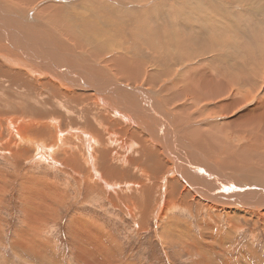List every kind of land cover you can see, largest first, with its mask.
Masks as SVG:
<instances>
[{"label": "rangeland", "instance_id": "1", "mask_svg": "<svg viewBox=\"0 0 264 264\" xmlns=\"http://www.w3.org/2000/svg\"><path fill=\"white\" fill-rule=\"evenodd\" d=\"M2 1H4L6 3L8 2V4H10V5L12 3V2H9L7 0H2ZM61 1L62 0H38L34 5L26 4V6L28 8L26 7L23 9V10H25L24 12L32 13L35 18L40 20L41 25L39 26V28L37 27V29H40L42 31L41 34L42 33L43 34L41 35V37H43V41L46 40L44 42V45L47 49L48 48L50 49V51L48 49V52H50L51 55L48 52H46L47 50L44 47H43L44 48L43 52L38 51V50L32 51L34 53V55L37 57H34L33 54L29 53L28 51L23 54V52H21L22 48L16 44L12 43V42L16 43L15 41H13V39H10L9 43L4 41L5 37L2 35V33L0 31V41H3V42H0V44H2L1 47H4L3 48L4 52H6L8 54H12L15 57H18L21 59L22 65L20 64V66H18V67L21 68L22 70H24L25 74L27 76H29V78L33 79L34 81H37L40 78V76L44 77L47 74V71H46V74H44L43 71L41 70L40 60L45 58V57H43V55L46 56V58L49 55L48 59H52L55 64L58 63L59 55L55 53V51H56L57 53H61L62 55L64 54L63 56L70 58L69 60L64 59L67 67H64L63 69H66V68L69 69L70 66L71 67H77L78 63H80V66L82 67V69L87 68L88 72L93 71L94 73H96V77H97L98 81L102 80V78L105 79L103 81H107L108 78H115V77L117 80L119 79V81H123V80H121L123 78V76L127 77V74H131V73L133 74L136 71V73H135L136 75L139 72V74L137 76H138L140 81L142 80L143 82H147L148 79L150 77H152V82L159 81V85H160L161 89H165L166 87H170L173 84V83H169V84H167L168 86L167 85L164 86V82L162 81V79H158V77H155V79H154V73L153 72H156V69H152V66L154 65V63H152V62L155 61L154 56L160 57L161 54H159L158 52H155V50H153L150 46H148L144 43L142 44V42L140 41L141 39H139L136 35H134V32L132 31V30H135V27L133 26V25H135L134 20H132L133 21L132 23L130 20H128V18H126V20H124V24L126 23L125 27H127V30L124 31L123 34H122V32L120 33V32L111 30V31H109L110 33L108 31H103L100 33L96 32L97 34L90 33L91 34L90 35L88 33L87 34L79 33L78 31H76L72 28H69L68 31L66 29V31H67L66 32L65 29H63V25L61 23H58L56 20L51 21L50 17L52 14L49 15L51 12L52 13L56 12L55 7H53L54 5H57L59 7L60 6L64 7L63 6L64 4ZM124 1L125 0H123V3H122L123 5L120 3V0H112V1H110L109 4L114 8L115 7L116 8L119 7L121 9L123 8V10H125L126 8H130V7L132 9L134 8V6H130V4H128L129 6L125 5ZM143 1L138 2L141 4V6H142L141 8L143 10H146L147 8L149 9L150 7H154L157 5H162V3H163V5L167 3L166 5H170V6H171V4L176 5V3H177V0H143ZM183 1L178 0V2L180 3V6H181L180 8L183 10L188 9V6L186 5V2H188V0H183ZM73 2H75V0H72V3ZM108 2H109V0H108ZM194 2L198 3L196 5H200L199 2H204V3L208 4V7H207L209 9L208 12L213 13V15H215L214 13L216 10H219V12L221 14L217 13V15H215V19L213 18L210 20H214V22H216V23L219 22L222 25L224 24V26L226 25L229 32L232 33V36L233 35L236 36V33H235L236 29L234 28V24H233L236 21L240 20L241 21V22L239 21L240 23H242L243 21H244L243 23H245L247 21L248 17H250V16L254 17V15L256 14L255 12H257V14H263L264 15V10H263L264 9L263 8L264 0H259V1H257V0H247V1L242 0L240 3L234 2L233 0H203V1L191 0L190 1L191 4ZM52 4H54V5H52ZM46 5H51L52 7L49 8V11L43 12L42 9L45 8ZM250 5H252V6H250ZM11 6L18 9L15 12L16 15L21 14L22 10L20 11V9L17 6H15L13 4ZM139 6L140 5L135 6L136 9ZM183 6H185L186 8H182ZM217 6H218V8H216ZM40 8H41V10H40ZM66 8H68V6ZM214 8H216V9H214ZM26 9H29V10L27 11ZM254 9L256 11H254ZM79 10H81L80 7H74L72 9H70V11L73 12V15H75L76 17L78 16L77 17L78 19L85 18V16H87V14L84 15V13L82 11L80 12ZM24 12L22 11L23 14H25ZM43 13L45 15H42ZM249 13H250V15H249ZM227 14H228V16H227ZM236 14H238V17ZM37 15H39V16H37ZM225 17H226V20H224ZM227 17H228V19H227ZM216 18H217V20H216ZM218 18H220V19H218ZM227 20H230L231 24H229V22ZM113 21H115L114 22L115 24H113V29H114L116 23L118 21H121V20H118V21L113 20ZM36 23H39V21ZM109 23L112 24V20H109ZM130 24H131V26H129ZM32 27H34V26H32ZM74 28H75V25H74ZM129 29H131V30H129ZM43 31H45V32H43ZM50 31H51V34L49 33ZM63 33H65L66 36ZM111 33H112V35L113 34H116V35L112 36ZM59 34L61 35L60 39H59V36H60ZM117 34H119V35H117ZM84 35H88V37H83ZM120 35L122 38H120ZM135 36H136V38H134ZM234 36L232 37V39H236V38L238 40L240 39L239 37L234 38ZM101 37L111 38V39H109L110 45L108 46L107 49L103 48L102 44L104 41ZM85 38H87V39L93 38V40H95V43L97 41L99 44L96 43L95 45H90L89 42L87 41V39H85ZM27 39L29 42L33 41V40H31L32 38H30V36H27ZM47 39H49V40H47ZM114 39L117 42L114 41ZM120 40H122V41H120ZM48 41H49V43H48ZM66 41H68V42H66ZM78 41L80 44L78 43ZM119 41L121 43V47H118L119 48L118 49L117 44L119 43ZM83 42H84V44H83ZM74 43H76L75 46H74ZM29 44H31V43H29ZM78 44L80 45V47ZM59 45H61V46L58 47ZM98 45H99V47H98ZM134 45H136L137 47ZM62 46H64L65 49H63L64 47H62ZM77 46L80 49L77 48ZM86 48H87V50H86ZM77 50L79 51V53L77 52ZM85 50H86V52H85L86 54L84 53ZM88 50L89 51L91 50L90 54L88 53L89 52ZM15 51H16V53H15ZM93 51H94V53H92ZM111 51H112V53H111ZM122 51H124L125 53ZM67 52H69V53H67ZM105 52H107V53H105ZM46 53H48V54H46ZM95 53H96V55L99 56V58L101 57L100 59H102L103 61L104 60H106V61L111 60L110 66L112 68L106 67V69H102V71H100L99 67L105 66V61L103 62L98 57H94L93 54H95ZM127 53H129L130 55ZM8 54H4L3 56L5 57V59L10 60V58L8 57L9 56ZM40 54H42V55L39 56ZM131 54H132V56H131ZM140 54H142L143 56L142 55L140 56ZM155 54H157V55H155ZM110 55H111V58H110ZM127 55L129 57H127ZM170 55L171 54H168V53L166 54L167 57L162 55L163 57L161 56V59H163V64L167 63V62L169 64V62H170L169 67L166 68L167 69L166 71L170 72L171 74L173 73V75L171 77V80H173V81H178V79H180L179 81H181V82L184 81L183 83H186L190 74H191V73H188L189 71L187 70V68L189 69L190 67H194L197 65V63H200L201 66L207 65V63L202 64L200 60L198 61V59L187 60L186 58H185L186 61H184V63H182V60L180 61V60H178V58L173 57V59H171ZM79 56L81 57L80 58L81 61L78 60ZM105 56H106V58H104ZM142 57H144V58H142ZM165 57H166V59H165ZM0 58H1V56H0ZM129 58L131 60L133 59V61H130ZM240 58H242V57H240ZM240 58H238V59H240ZM251 58L252 57L242 58L243 60L242 59H240V60L236 59L235 60L234 58H232V60L234 62H236V63L239 62L238 64H240L242 67L244 66V69L246 66V69L248 68L247 69L248 71L247 70L246 71L249 74L252 73V76L253 77L255 76L257 79V82L254 80L253 84H249L247 86H243V85L240 86L238 84V86H236L238 88V91H239V94L237 96L238 98L241 97L242 92H246V97H244V99H243L245 102V106L241 109H236L235 111H233L232 115H227V116L222 117L221 111L219 110L217 105H214L212 103V100L208 101V102L203 101V102H200V104L198 103V106H197L199 108V109L197 108L198 111L192 109V107L195 105V101H194L195 99L194 98H191L190 100L185 99V101L181 100L180 102L175 101V102H172L170 105L167 103V101L166 102L162 101V103H161L162 110L165 113H170V116L172 118L170 120V125H172V126H170L171 127L170 130H172L171 132H173L175 135H179L178 136L179 140H175L173 144H175L177 146L180 145V149H181L182 153L184 154V156L181 157L182 161L180 160V162L185 163V164L190 163V165L196 164V166L198 165L201 168L206 169V171H209V170L214 171V169L218 170L220 168L223 171L225 178L220 177V179L219 178L216 179L215 182L218 184L223 183V185H224L223 187H225V189H228L227 190L228 192L225 190L224 191H221L219 189L216 190L214 188L204 189L205 194H208L207 196L204 195V196H206L207 200L206 199L204 200V198L202 197L204 204L202 203V201L201 202L198 201L197 202L198 204H196L195 202H191V199H190L191 197L186 194L185 200L190 199L188 202L192 203V204L190 203L191 204L190 211H188L189 209H185L184 206H181L182 210L178 211V209L175 208L174 211L171 212L168 217L162 218L163 220L160 218L158 219V217H156V214H155L156 208H154V207H156L155 204H157V202L159 200H161V198H162L161 196L164 195L163 194L164 193L163 186L165 184L164 182L165 181L168 182V180H169L170 187L168 189L170 190V192L168 195H170V194H172V192L174 193V191L179 192L183 189V186H182L180 180L184 179V176L187 178L191 177L197 183H199V181H200L199 178H201V174L199 172L198 175H196V173L193 169L188 168V167H185L186 168L185 169L181 165L179 166L178 171L176 172L175 167L173 165V161L169 159L167 151L164 150V145H165L164 143L165 142L162 143L161 141H159L160 138H158V137H156L157 140L154 139L155 140L154 141L151 138V136L147 135L146 130H149V131L155 130L154 131V138L156 135H158L155 125H154L155 129H154L153 125L149 124L144 119H142L144 122L143 126L138 125V126H133V127L131 126L132 124L128 125L125 122H123L122 120H120V127H119L120 130L118 131V133H116V131H115L114 134H116V136H117L115 140L121 141V140H124V138L128 137L127 134L130 135V133H132V131H135L137 134V137H136L135 141H132V142H136L137 144L144 143V147L145 148L147 147L146 149H144L143 155H141V156L133 155L137 158V161L139 160L138 161L139 168L142 170V173L140 174V176H139V174L138 175L134 174V176L131 177L132 178L131 182H134V181H136V182L141 181L142 182L145 179L146 180L145 184H147V185L149 184V186H152V189L154 188L153 194H152L153 198L151 199L152 201L150 202V204L148 202V199H146L147 197L144 199V202H143V204L148 203L151 206L150 211L148 212V214H146V217H145L146 218L145 223H147L145 225V231L144 230L142 231V230H140L139 227H137L138 226V224L136 223L137 221H135L133 219V217H130L128 214H126L124 212V208H119L120 210H118V209L114 208L111 203H104V202L102 203L99 200L100 198H98L97 196H93L91 201H88L87 203H85L83 201L85 194H86L85 187L83 186V189H84L83 195L78 193L79 190L78 189L76 190L77 182L71 176L72 172H71L69 166L63 165L64 167H62V169H59L56 166L52 165L51 162H41V161H39L40 159H37L36 161H34L35 157L34 158L31 157V156H33V152H31L29 154L30 156L28 154H23L24 157H19V158H15L13 156V154L0 153V185H1L0 186L1 187L0 188V264H103V263L104 264H204V263L205 264H264V220H262L261 218H259L257 216H255V217L249 216V217H247V219H248L247 221L244 219L243 215H241V214H243V210H247V209H245L246 203L244 201H242V202L240 201V200H244L243 199L244 195L239 194V192L243 193V192H245V190L246 191L250 190L249 193L253 196V195H258L259 192H262L264 190L263 189L264 188V173H263L264 172V136L261 133H259V134L256 133L253 129L251 130V132L242 131L240 133L239 132L240 130L234 131L237 128H235V129L234 128H227L225 125L226 122H228V120L231 121V120L235 119V117L239 116L240 114H243V115H249L250 114L249 115L250 118L256 119L261 112L258 109H260V106L262 104H263L262 106H264V100H263L264 99V86L262 87V85H264V60L262 61L260 59V57H256L257 59L255 58V60L254 59L251 60ZM1 60H3V59L1 58ZM31 60H32V62H31ZM140 60H141V63H143V62L144 63L141 64ZM136 61H137V63H136ZM245 61H247L248 63ZM146 62H149V63H147L148 65L145 64ZM87 63L89 65H86ZM129 63L134 68L131 67V65ZM245 63H246V65H245ZM114 64H117V65H114ZM163 64H162V66H163ZM23 65H25V66H23ZM93 65H95V66H93ZM137 65H140V70H137ZM143 65L146 66V68H147L146 71H148V75H146V76H144V73L146 71L144 68L145 66H143ZM85 66H88V67H85ZM186 66H187V68H185ZM207 67H208V65H207ZM252 67L254 69H252ZM94 68H96V69H94ZM164 68H165V66H164ZM177 69L179 70V73H176ZM184 69H186L187 71H185ZM69 70L72 72L71 68ZM97 70H98V72H97ZM113 70H115V71H113ZM182 70H184V72H182ZM20 71H18V72H20ZM80 71H81L80 69H79V71H75L76 74H78L77 76L75 75V77L79 76V79H80V75H79ZM121 71L123 74L120 73ZM253 71H254V73H253ZM113 72H116V73H113ZM20 73H23V72L21 71ZM81 73H83V72H81ZM106 73H107V77L105 78ZM256 73H257V75H256ZM117 74L121 77V79L119 76H116ZM175 74H176V77H174ZM179 74H181V76H179ZM177 77H180V78H177ZM255 77H254V79H255ZM23 78H24V81H26L27 77H23ZM98 78H100V79H98ZM52 79H54V78L52 77ZM12 80H14L15 83L10 82V85H9V81H12ZM20 81H23V80L21 78H12V79L2 78V80L0 81V92H2V94H0V97L1 96H3V97L0 98V105H1L0 109H2V111L6 110L3 107L7 104V102H6L7 99L9 102L13 103L15 106H17L16 104H18V105L23 104L24 105V102H25L24 106H26V105H29L28 104V102H29L31 106L30 105L28 106L30 109L27 110V114H30V116L24 115L25 118L27 116H28V118H39V119H42L41 121H47V120H50L52 118L53 119L57 118V120L61 123V125H60L61 132L64 133V136L67 139L68 143L72 144L73 147L78 146L80 144L77 143L76 139L74 138V134H73L74 132L71 129H73V127L78 128V127L84 126L83 123L85 124L86 120L90 121L91 117H94L92 120L94 122L95 118L97 117V116H95L96 113L100 114V113H102L101 111H105L107 118H108V121L110 120L111 122L110 121L109 122L111 124H114L117 121V119L112 117L113 113L110 110L106 109V107L102 108L101 106H95V108H93L92 112H91V111H88L85 106L83 107V104L80 105L79 103H77V107H73V106L71 107L70 104H68L66 106L59 105L58 103L53 102V101L47 99L46 97H40L39 96L40 97L39 98V97H37L36 93L29 92L28 84L33 83V82L28 81L29 83L24 82L25 83L24 84V83H20ZM16 82L19 85L16 84ZM23 84L25 86L27 84V87L25 88V90L23 89ZM20 85H22V87H20ZM9 86H10V88H9ZM148 88H150L151 90L154 89L153 87H148ZM178 88H179V86H176V88L174 90L173 89L172 90L167 89L168 95L170 96L171 92H175L176 90H178ZM16 89H18V90L16 91ZM19 89H21L20 90L21 92H19L20 94L18 93ZM245 89L247 91H245ZM255 89H256V91H255ZM81 90H78V92L81 95V99H84L86 97V95L89 96V94L92 93L91 89H90V91H89V89H81ZM38 91H40V88H38ZM16 92L20 96H22L23 95L22 92H24V96H23L24 98H21L22 99L21 100L20 96H18L16 94ZM26 92H28L29 94ZM178 92H180V90ZM12 94H16V95H12ZM30 95H32V96H30ZM8 96L10 97V99L8 98ZM25 97H26V99H25ZM250 97H253V98H251V100L249 101ZM26 100L27 101L29 100V101L27 102ZM5 102H6V104H4ZM203 103L204 104L207 103V104L204 105ZM180 105L186 106L188 113H187V111L181 112L182 110H180V108L182 106L180 107ZM17 107H19V106H17ZM67 107H68V109H67ZM82 107H83V109H82ZM62 108H63V110H62ZM38 109L40 111L39 113L37 112ZM242 109H244L245 111ZM10 110H11V108H10ZM10 110L7 109V111L9 113H10ZM35 110L37 113L34 112ZM154 110H155V112L160 113L158 110H156V108H154ZM201 110L203 112L200 115ZM86 111L88 113H86ZM247 112L248 113L251 112V113L248 114ZM190 113L191 114L197 113L194 115L192 114L196 118L192 122H189L190 119L188 120V118H187ZM234 114H236V115H234ZM10 115L11 114H9V116ZM31 115H32V117H31ZM48 115H54V116H48ZM179 115H181V116H179ZM69 117H70V119H69ZM84 117H86L87 119H85ZM184 117H186V118H184ZM178 118L180 120H178ZM198 119H199V121H198ZM172 120H174V121H172ZM92 121H91V125H94ZM176 121H177V123H176ZM77 122L79 123V126H78ZM96 122H94L95 123L94 131L99 129L100 131H102L105 134V131H107V130L100 129L99 127H97ZM195 123H196V125H195ZM176 127H177V129H176ZM182 127H184V128H182ZM192 128H193V130H197L198 128H203L204 131H206V130L210 131V129H211V132H213L214 134L217 135V133H218L220 145L213 144L212 142H208L210 144H208V143L205 144L206 149L204 148V150L203 149L199 150L198 153L200 155L202 154L205 159L196 158L197 160H192V158L187 157V152L182 150V147L185 145V142H183L184 140H186V142L188 141L189 143H193V141L190 140L191 137L189 135L190 132L191 133L193 132ZM52 129L54 130V128H51L50 131H52ZM115 129H117V128H115ZM180 129H181V131H180ZM183 129H184V132L182 131ZM219 133H223L224 135L223 136L219 135ZM140 140L142 143L140 142ZM98 141H99V139H98ZM159 143L161 144V146H159L160 145ZM98 144H100V145H98L97 147L101 148L103 146L101 141H99ZM173 144H171V145L174 146ZM110 145H111V143H110ZM119 146L120 145L117 143H112V145L109 146V149L111 151H117V152L119 151V153H125V151L121 150V146L120 147ZM20 147L26 148L29 146L20 144ZM207 148H209V149H207ZM248 148L249 149L253 148L252 150L249 151L250 153L248 152V154H247L244 151L245 153L243 155H239V151H241V149L248 151L249 150ZM16 149L20 150L19 147H17ZM164 151H165V153H164ZM136 152H137V150H136ZM145 152H147V153H145ZM133 153H130V154H133ZM58 156H59L58 159H60L61 156L60 155H58ZM17 159H19V160H17ZM116 163H112L111 164L112 167L114 165L116 167L119 166L118 168L126 166L125 164L118 162V161H116ZM192 173H195V175ZM211 173H213V172H211ZM261 173L263 176L261 175ZM182 174H186V175L181 177ZM121 176L122 175H120V177ZM178 177L180 178V180H178ZM260 177H261V180H260ZM177 180H178V182H177ZM257 180H260L259 184L255 183V181H257ZM35 181L37 183H35ZM119 181H120L119 178L115 180V182L121 183ZM30 182L34 183V185H37L39 182L38 185L41 186V188H43L42 187L43 185H47L46 186L47 188L54 190V193H51V194H53L54 199L60 200V203L59 202L53 203V206L50 209V211H48L47 208H43V211H41V212L39 211V214L36 216V218H32L34 220H32L27 214V209L29 210L28 205H30L34 201L38 202L36 200L37 195L35 197H33L35 199H33V201H32L31 197H29V195H28L29 193L26 192L27 189H25V188L27 187V184ZM207 182H209V183L211 182L209 178H207ZM184 183H186V182H184ZM202 187H205V186H202ZM253 188L258 193L256 191H254ZM214 190H215V192H217V196L213 195V194H216L214 192ZM58 193H60L61 195L59 196ZM30 194H32L31 191H30ZM229 194H230V196H228ZM250 194L246 195V197H249V196L251 197ZM33 195H34V193H33ZM215 197L217 200H213V198L215 199ZM234 197L239 199V201H240L239 207H238V205H235L233 203ZM256 198H259V197L257 196ZM262 200H264V199L259 198V201L264 203V201H262ZM210 202L212 205H214L213 210L211 207H207V205ZM215 202H217V204ZM219 202H221V203H219ZM243 202L245 204H241ZM200 203L203 204V206H201V208L199 207ZM229 205H230V207H229ZM183 207H184V209H183ZM222 208H224V209H222ZM226 208H227V210L230 209L229 211H232L233 214L235 212H237V213H235L236 216L238 214L241 215V216H238L237 218H234L235 220L233 219V224L232 223L228 224L230 222L227 220V216L224 213L227 211ZM221 210H222V212H221ZM215 211L217 213L219 212V214H217ZM172 213H173V215L175 214L174 217H173ZM213 213H214V215H213ZM36 219L37 220L39 219L40 221H37ZM30 220H32V221H30ZM78 221L83 222L84 227H82L83 226L82 225V226L77 228L76 224L78 223ZM224 222H225V224H224ZM201 223H202V225H201ZM74 225H75V227H74ZM93 226H95L96 230L93 228ZM84 228H85V230H84ZM97 228H99V229H97ZM100 228H101V230H100ZM98 230H100V233H97ZM78 231H79V233H78ZM85 231H86V234H85ZM179 231H180V233H179ZM106 232L111 236L107 235ZM82 234H83V236H82ZM24 236L26 238H24ZM21 239L23 241H21ZM99 240H100V242H98ZM110 240H111V243L109 242ZM186 240H187V242H186ZM28 241L29 242L31 241L30 243H32L34 245V247ZM96 241H97V245H96ZM101 242H102V244H101ZM27 243H28V245H26ZM112 244H113V246H112ZM101 245L104 247H101ZM31 247H32V249H30ZM99 251H100V253H99ZM90 252H91V254H89ZM114 255H115V257H114ZM86 256H87V258H86ZM101 256H103V257H101Z\"/></svg>", "mask_w": 264, "mask_h": 264}, {"label": "bare ground", "instance_id": "2", "mask_svg": "<svg viewBox=\"0 0 264 264\" xmlns=\"http://www.w3.org/2000/svg\"><path fill=\"white\" fill-rule=\"evenodd\" d=\"M7 1L12 2L11 5L13 4V5L17 6L20 9V11L22 10L24 12L25 10H23V9L27 7L26 4L34 5L38 0H7ZM110 1H112V0H109V2H108V0H75V2L72 3V0H62L61 2L64 4L63 5L64 7H62V6L59 7L57 5H54L55 3L52 4V5H54L53 7H55L56 12H54V13L51 12L49 14V15L52 14L50 17V20L51 21L56 20L58 23H61L63 25V29H65V31H66V29L68 31L69 28H72V29L78 31L79 33L97 34L96 32H98V33L103 32V31L109 32V31L113 30V31H117L120 33L122 32V34H123V32L127 30V27H125L126 23L124 24V20H126V18H128V20H130L131 23L133 22L132 20H134V22H135V25H133L135 27V30H132L134 32V35H136L139 39H141L140 41L142 42V44L144 43V44L150 46L153 50H155V52H158L159 54H161V56L162 55L166 56V54L168 53V54H171L170 55L171 59H173V57L178 58V60H180V61L182 60V63H184V61H186V59L187 60L198 59V61L200 60L202 64L207 63L208 67H207V65L201 66L200 63H197L196 66L190 67L189 69L186 66L185 68H187V70L189 71L188 73H191L187 82L183 83L184 81L181 82V81H179L180 79H178V81H173V80H171L173 73L171 74L170 72L166 71L167 70L166 68L169 67L170 62H169V64H168V62L163 64V59H161V56L160 57L154 56L155 61L152 62V63H154V65L152 66V69H156V72H153L154 73V79H155V77H158V79H162V81L164 82V86H166L169 83H173L170 87H166L165 89H161L160 85H159V81L152 82V77H150V76H149L150 78L148 79L147 82H143L142 80L140 81L138 76H137L139 74V72L136 75L135 74L136 71L133 74L132 73L127 74V77L123 76L124 79L123 78L121 79V77L117 74L116 76H119L120 79L123 81H119V79L117 80L116 77L115 78H108L107 81H103L105 79L102 78V80L98 81L97 77H96V73H94L93 71L88 72L87 68L82 69V67L80 66V63H78L77 67H71L70 66V68L72 69V72H71L69 70L70 68L69 69H67V68L63 69L64 67H67L64 59L69 60L70 58L63 56L64 54L62 55L61 53H57L53 49L55 51V53L59 55L58 63L55 64L52 59H48L49 55L47 56V58H46V56L43 55V57H45V58L40 60V67H41V70L43 71V73L46 74V71H47V74L44 77L40 76V78L37 81H34L33 79L29 78V76H27L25 74L24 70H22L21 68L18 67L22 63L21 59L18 57H15L12 54H8V53L4 52V50H3L4 47H1L2 44H0V56L4 60L3 61L0 58V79L1 80H2V78H10V79L21 78L23 81H20V83H24V82L27 83L28 81L33 82V83L28 82L29 83L28 84V90H29V92L36 93L37 97H39V96L40 97H46L47 99H49L53 102H56L59 105H63V106L70 104L71 107L72 106L77 107V103H79L80 105L83 104V107L85 106L86 109L88 111H91V112H92V109L95 108V106H101L102 108L106 107V109L110 110L113 113L112 117L117 119V121L114 124H111L110 123L111 121L110 120H109L110 122L108 121V118H107L105 111H101L102 113H100V114L95 112L96 113L95 116H97L95 118V121H94V122L97 121L96 126L99 127L100 129H104L107 131H105V134L102 131H100L99 129L94 131L95 123L92 121L94 117H91L90 121L86 120L85 121L86 123L85 124L83 123L84 126H81L78 128L73 127V129H71L74 132L73 133L74 138L76 139L77 143L80 144V145L77 144L78 146L73 147L72 144L68 143L67 139L64 136V133L61 132V129H60L61 123L57 120V118L53 119L51 117L52 119H50V120L46 119L47 121H41L42 119H39V118H28V116H30V114H27V110L30 109L28 107L30 105V103L28 102L29 100L28 101L26 100L29 104L26 106H24L25 102H24V105L23 104L18 105L15 103L16 102L15 101L14 103L17 106H19V107H17L13 103L9 102L7 99V101H6L7 104L5 102L4 104H6V105L3 107L6 110L2 111V109H0V153L13 154V156L15 158H19V157H24L23 154L29 155L31 152H33V156H31V157L32 158L35 157L34 161H36L37 159H40L39 161H41V162H51L52 165L56 166L59 169H62V167H64L63 165L69 166V168L72 172L71 176L77 182L76 190L77 189L79 190L78 193L83 195V190H84L83 186L85 187L86 194H85V197L83 199V201L85 203H87L88 201H91L93 196H97L98 198H100L99 200L102 203L103 202L104 203H111L113 205V207L118 209V210H120L119 208H124V212L126 214H128L130 217H133V219L135 221H137L136 223L138 224V226L137 225L136 226L139 227L140 230L145 231V225L147 224V223H145V221H146L145 217H146V214H148V212L151 209V206L149 204L152 201L151 199L153 198L152 194H153L154 188L152 189V186H149V184L148 185L145 184V181H146L145 179L142 182L141 181L131 182V180H132L131 177L134 176V174H137V175L139 174V176H140V174L142 173V170L139 168V163H138L139 160L137 161V158L135 156L143 155L144 149H146L147 147L146 148L144 147V143H142L141 140H140V142L142 144H137L136 142H132V141H135V139L137 137V134L135 131H132V133H130V135L127 134L128 137L124 138V140L116 141L115 139L117 136L114 133H115V131H116V133H118V131L120 130L119 129L120 120H122L123 122H125L128 125L132 124L131 125L132 127L138 126V125L143 126L144 122L142 119L147 121L149 124H152L154 129L156 127L158 135H156L154 138V131L155 130H152V131L146 130L147 135L151 136V138L153 140L156 139V137H158V138H160L159 141H161L162 143L165 142L164 143L165 144L164 150L167 151L169 159L173 161L175 171L177 172L179 166L181 165L184 168L188 167V168L193 169L195 171L196 175H198L199 172L201 174V178H199L200 184L197 183L191 177H190L191 179L185 177L184 175H186V174H182L181 177L184 176V179L180 180V178L178 177V180L181 181L183 189L179 192L174 191V193L172 192V194H170V195H168L170 192V190L168 189L170 187L169 180H168V182L167 181L164 182L165 183L163 186V189H164L163 194L164 195L161 196L162 197L161 200H159L157 202V204H155L156 207H154V208H156L155 214H156V217H158V219L168 217L169 214L171 212H173L175 208H177L178 211L182 210L181 206H184L185 209H189L188 211H190V206L192 204L191 202H195L196 204H198L197 203L198 201H200V202L202 201V203H203V198H204V200L205 199L207 200L206 196L208 195V194H205L204 189L214 188L216 190L219 189L221 191H224V190L227 191L228 189H225V187H223L224 186L223 183L218 184L215 182V180L218 178L220 179V177L225 178L224 173L220 168L218 170L214 169V171H210V170L206 171V169L201 168L198 165L196 166V164L190 165V163L185 164V163L180 162L181 157H183L184 154L182 153V151L180 149V145L177 146V145L173 144L175 140H179V138H178L179 135H175L173 132H171L172 130H170V128H171L170 126H172V125H170V120L172 118L170 116V113H165L162 110L161 103H162V101H165V102L167 101V103L170 105L172 102H175V101L180 102L181 100L185 101V99L190 100L191 98H194L195 99L194 100L195 105L192 107V109L197 110L198 103L200 104V102H203V101L208 102V101L212 100V103L214 105H217V107L221 111L222 117L227 116V115H232L233 111H235L236 109L243 108L245 106V102L243 99H244V97H246V92H242L241 97L238 98L237 96L239 94V91H238V88L236 86H238V84L240 86L241 85L247 86L249 84H253L254 80L257 82V79L255 76H254L255 77V79H254V77L252 76V73L249 74L247 72L248 68L246 69V66L244 69V66L242 67L240 64H238L239 62L238 63L234 62L232 60V58H234L235 60L236 59L240 60L242 58L252 57L251 60L252 59L255 60L256 57H260V59L262 61L264 60V15L263 14H257V12H255L256 14L254 15V17H252V16L248 17V19L245 23H243L244 22L243 20H242L243 24L240 23L241 22L240 20H239L240 22L236 21L235 23H233L234 28L236 29V31H235L236 36H234V35L233 36H234V38L239 37L240 39L238 40L237 38L232 39V37H233L232 33L229 32L226 25L224 26V24L222 25L219 22L216 23V22H214V20H210L213 18L215 19V15H217V13H220V12H219V10H216L214 13L215 15H213V13L208 12L209 11V9L207 8L208 4H206L204 2H199L200 5H196L198 3L194 2L191 4L190 3L191 0H188L189 3L186 2L188 9H185L186 11L187 10L188 11L186 12L185 10L180 8L181 2L179 1L180 2L179 3L178 0H177L176 5L175 4H171V6L166 5L167 3L165 2L166 4H164V5L162 3V5L150 7L149 9L147 8L146 10H143L141 8L142 7L141 4L138 3V2H142L143 0H125L124 1L125 5L130 4V6H134L133 9L130 7L131 9L126 8L125 10H123V8L121 9L119 7H117V8L112 7L109 4ZM181 1H183V0H181ZM200 1H203V0H200ZM233 1L240 3L242 0H233ZM257 1H259V0H257ZM120 3L122 4L123 0H120ZM11 5L8 4V2L6 3V2L0 0V31H1L2 35L5 37L4 41L9 43L10 42L9 40L13 39V41H15L16 43H14V42H12V43L20 46L22 48L21 52H23V54L28 51L29 53H32L34 57H37L32 52L34 50H36V51L38 50V51L43 52L44 51L43 49L45 48L47 50L46 52H48L49 48L47 49L44 45V42L46 40L43 41V37H41V35L43 33L41 34L42 31L40 29H37V27L39 28V26L41 25L40 20L35 18L32 13L24 12L25 14H23L21 11V14L19 13L20 15H16L15 12L18 9L11 6ZM137 5H140V6L136 9L135 6H137ZM67 6H68V8H66ZM250 6H252V5H250ZM50 7H52V6L46 5L45 8L42 9V11L47 12V11H49ZM74 7H80L81 10H79V11L80 12L82 11L84 13V15L87 14V16H85V18L78 19L77 18L78 16L76 17L75 15H73V12L70 11V9H72ZM182 8H186V7L183 6ZM216 8H218V6ZM216 8H214V9H216ZM263 8H264V6H263ZM26 10L28 11L29 9H26ZM40 10H41V8H40ZM254 11H256V10L254 9ZM42 15H45V14L43 13ZM236 15L238 17V14H236ZM249 15H250V13H249ZM37 16H39V15H37ZM227 16H228V14H227ZM218 19H220V18H218ZM227 19H228V17H227ZM109 20H112V24L109 23ZM113 20H117V21L121 20V21H118L116 23L114 29H113V24H115L114 23L115 21H113ZM216 20H217V18H216ZM224 20H226V17ZM230 20H227L229 22V24H231ZM38 21H39V23H36ZM73 24L75 25V28H74ZM32 26H34V27H32ZM129 26H131V24ZM129 30H131V29H129ZM43 32H45V31H43ZM49 33L51 34V31ZM63 34L65 35V33H63ZM111 35H112V33H111ZM113 35H116V34H113ZM117 35H119V34H117ZM27 36H30V38H32L31 40H33V41L29 42L27 39ZM136 36L134 38H136ZM60 37H61V35L59 36V39H60ZM83 37H88V35H84ZM101 38L104 41L102 44L103 48L107 49L108 46L110 45L109 39H111V38H108V37L107 38L101 37ZM120 38H122L121 35H120ZM85 39H87V38H85ZM47 40H49V39H47ZM87 41L89 42L90 45H95L96 43L99 44L97 41L95 43V40H93V38H89V39H87ZM114 41H116V40L114 39ZM120 41H122V40H120ZM120 41L117 44V48L121 47ZM0 42H3V41H0ZM66 42H68V41H66ZM29 43H31V44H29ZM48 43H49V41H48ZM78 43H79V41H78ZM75 44L76 43H74V46H75ZM83 44H84V42H83ZM136 45H134V46H136ZM60 46L61 45H59L58 47H60ZM62 47H64V46H62ZM79 47H80V45H79ZM79 47L77 46V48H79ZM98 47H99V45H98ZM87 48H86V50H87ZM63 49H65V47ZM78 50H77V52L79 53ZM86 50L84 51V53L86 52ZM49 51H50V49H49ZM90 51L88 52L89 54H90ZM124 51H122V52H124ZM15 53H16V51H15ZM48 53L50 54V52H48ZM48 53H46V54H48ZM67 53H69V52H67ZM92 53H94V51ZM105 53H107V52H105ZM111 53H112V51H111ZM4 54H8L9 55L8 57L10 58V60L5 59V57L3 56ZM127 54H129V53H127ZM41 55L42 54H40L39 56H41ZM141 55L142 54H140V56ZM155 55H157V54H155ZM93 56L99 58V56L96 55V53L93 54ZM131 56H132V54H131ZM127 57H129V56L127 55ZM166 57H165V59H166ZM240 57H242V58H240ZM78 58H79L78 60L81 61V59H80L81 57L79 56ZM104 58H106V56ZM110 58H111V55H110ZM142 58H144V57H142ZM238 58H240V59H238ZM100 60H102V59H100ZM104 61H105V66L99 67L100 71H102V69H106V67H109V68L111 67L110 66L111 60H107V61L104 60ZM130 61H133V59L132 60L130 59ZM31 62H32V60H31ZM245 62H247V61H245ZM136 63H137V61H136ZM140 63H141V60H140ZM143 63H141V64H143ZM147 63H149V62H146L145 64H147ZM162 64H163V66H162ZM86 65H89V64L87 63ZM114 65H117V64H114ZM245 65H246V63H245ZM23 66H25V65H23ZM93 66H95V65H93ZM143 66H145V65H143ZM164 66H165V68H164ZM85 67H88V66H85ZM131 67H133V66L131 65ZM144 68L146 71L147 70L146 66ZM16 69L18 71L21 70L23 73H20L21 71L18 72ZM79 69L81 70L79 72L80 79H79V76L75 77V75L76 76L78 75V74H76L75 71H79ZM94 69H96V68H94ZM252 69H254V68L252 67ZM137 70H140V65H137ZM184 70L187 71L186 69H184ZM184 70H182V72H184ZM113 71H115V70H113ZM254 71H253V73H254ZM81 72H83V73H81ZM97 72H98V70H97ZM116 72H113V73H116ZM120 73H122V71ZM176 73H179L178 69H177ZM181 74H179V76H181ZM146 75H148V71H146L144 73V76H146ZM256 75H257V73H256ZM23 77H27L26 81H24ZM52 77L54 79H52ZM106 77H107V73L105 74V78ZM174 77H176V74L174 75ZM177 78H180V77H177ZM98 79H100V78H98ZM10 82L15 83L14 80H12V81H9V85H10ZM16 84H18V83L16 82ZM24 84H23V89L25 90V88L27 87V84H26V86ZM176 86H179L178 90H176L175 92H171V94L169 96L167 93V89L168 90H172V89L174 90L176 88ZM263 86L264 85H262V87ZM20 87H22V85H20ZM148 87H153L154 89L151 90ZM9 88H10V86H9ZM38 88H40V91H38ZM81 89H89V91L91 89L92 93H90L89 96H87V95H86V97L84 96L85 97L84 99H81V95L78 92V90H81ZM17 90L18 89H16V91ZM20 90L21 89H19L18 93L21 92ZM179 90H180V92H178ZM245 91H247V90L245 89ZM255 91H256V89H255ZM18 93L16 92L17 95H18ZM26 93H28V92H26ZM0 94H2V92H0ZM16 94H12V95H16ZM22 94H21L22 96L18 95V96H20V99L24 98L23 97L24 92H22ZM30 96H32V95H30ZM1 97H3V96H1ZM8 98L10 99L9 96H8ZM251 98H253V97H250L249 101L251 100ZM25 99H26V97H25ZM206 104L207 103H205L204 105H206ZM262 105L260 106V109H258L261 112L256 119L250 118L249 113H251V112H249V113L247 112L249 115L240 114L239 116L235 117V119H233L231 121L228 120V122H226V124H225L226 127L227 128H234V129L237 128L234 131L240 130L239 131L240 133L242 131L251 132V130L253 129L256 133H258V134L261 133L264 136V109H263L264 106H262ZM181 106L182 105H180V107ZM83 107H82V109H83ZM10 108H11V110H10ZM154 108H156V110H158L160 113L155 112ZM7 109L10 110V113L7 111ZM67 109H68V107H67ZM244 109H242V110H244ZM62 110H63V108H62ZM180 110H182L181 112L187 111V113H188L186 106H182L180 108ZM34 112H36V110ZM37 112L38 113L40 112L39 109L37 110ZM202 112L203 111L201 110L200 115ZM86 113H88V112L86 111ZM9 114H11L10 115L11 117L9 116ZM190 114L187 118H188V120L190 119L189 122H192V121H194V119H196L193 115L197 114V113H194V114L192 113L193 115L192 114L190 115ZM24 115H28V116L25 118ZM234 115H236V114H234ZM48 116H54V115H48ZM179 116H181V115H179ZM31 117H32V115H31ZM84 118L87 119L86 117H84ZM184 118H186V117H184ZM69 119H70V117H69ZM178 120H180V119L178 118ZM91 121L93 122L94 125H91ZM172 121H174V120H172ZM198 121H199V119H198ZM176 123H177V121H176ZM196 123H195V125H196ZM154 125H155V127H154ZM78 126H79V123H78ZM51 128H54V130L52 129V131H50ZM115 128H117V129H115ZM182 128H184V127H182ZM176 129H177V127H176ZM181 129H180V131H181ZM182 131L184 132V129ZM192 131L193 132L192 133L190 132L189 135L191 137L190 140H192L193 143H189L188 141L186 142V140H184L183 142H185V145L182 147V150L187 152L188 158H192V160H197L196 158L205 159L202 154L200 155L198 153L200 149L204 150V148L206 147L205 144H207L208 142H212L213 144L220 145L218 133H217V135L214 134L213 132H211V129H210V131L209 130L204 131L203 128H198L197 130H193V128H192ZM219 135L223 136L224 134L219 133ZM98 139H99V141L102 142L103 146L101 148L97 147L98 145H100V144H98L99 143ZM110 143H111V145H112V143L119 144L121 146V150L125 151V153H119V151L118 152L117 151H111L109 149V146H111ZM20 144H23V145H26L29 147L21 148ZM161 144L159 146H161ZM171 144H173L174 146H172ZM208 144H210V143H208ZM17 147H19L20 150H17L16 149ZM207 149H209V148H207ZM252 149L250 148L248 151L241 149V151H239V155H243L245 152L248 154V152ZM136 150H137V152H136ZM130 153H133V154H130ZM145 153H147V152H145ZM164 153H165V151H164ZM58 155L61 156L60 159H58L59 158ZM133 155H135V156H133ZM17 160H19V159H17ZM116 161L121 162V163L125 164L126 166L118 168L119 166L116 167L114 165L112 167L111 164L116 163ZM211 172H213V173H211ZM195 173H192V174L195 175ZM120 175H122V176L120 177ZM261 175H262V173H261ZM118 178L120 179L119 182H121V183L115 182V180ZM207 178L210 179V181H211L210 183L207 182ZM178 180H177V182H178ZM260 180H261V177H260ZM260 180L255 181V183L259 184ZM184 182H186V183H184ZM35 183H37V182L35 181ZM38 184H39V182H38ZM38 184L34 185V183L30 182L27 184L26 188L24 187L25 189H27L26 192L29 193L28 195H29V197H31L32 201H33V199H35L33 197H35L37 195L36 200L38 202L34 201L30 205H28L29 210L27 209V214L31 219L36 218V216L39 214V211L40 212L43 211V208H47L48 211H50L54 202L60 203V200H58V199L55 200L53 194H51V193H54L53 189L47 188L46 187L47 185H43L42 186L43 188H41V186H39ZM202 186H205L206 188L202 187ZM30 191L32 192V194H30ZM249 191L250 190H248V191L245 190V192H243V193L239 192V194L244 195V197H243L244 200H240V201L241 202L244 201L246 203V208L245 207L244 208L247 209V210L242 209L243 214H241V215H243V217L246 221L248 220L247 217H249V216H254V217L257 216V217L261 218L262 220H264V203L259 201V198L264 199V190L262 192H259L258 195H253V196L249 193ZM254 191H256V190L254 189ZM214 192H215V190H214ZM33 193H34V195H33ZM215 193L216 194H213V195L217 196V192H215ZM186 194L191 197L190 198L191 204L188 202L190 199L185 200ZM248 194H250L251 197L250 196L246 197V195H248ZM58 195L60 196L61 194L58 193ZM204 195H206V196H204ZM228 196H230V194ZM257 196L259 198H256ZM145 198L148 199L149 204L148 203L143 204ZM237 199L238 198L234 197L233 203L235 205H238V207H239L240 201H239V199L238 200ZM213 200H217L216 197H215V199L213 198ZM262 201H264V200H262ZM244 202L241 204H245ZM202 203H200V205H199L200 208L204 204V203L203 204ZM215 203L217 204V202H215ZM219 203H221V202H219ZM208 205H207V207H211L212 210L214 209V205H212L211 202ZM184 207H183V209H184ZM229 207H230V205H229ZM222 209H224V208H222ZM226 210H227V208H226ZM229 210H227L224 213L227 216V220L230 222V223H228V222L227 223L233 224V219L237 218L238 216H241V215L238 214L236 216L235 213H237V212H235L233 214L232 211H229ZM221 212H222V210H221ZM217 214H219V212ZM172 215H173V213H172ZM174 215H173V217H174ZM213 215H214V213H213ZM32 220H34V219H32ZM32 220H30V221H32ZM37 221H40V220L38 219ZM83 224H84L83 222L78 221L76 226L78 228V227L82 226ZM224 224H225V222H224ZM201 225H202V223H201ZM74 227H75V225H74ZM82 227H84V225ZM93 228L95 229V226H93ZM97 229H99V228H97ZM84 230H85V228H84ZM100 230H101V228H100ZM100 230H98L99 232L97 231V233H100ZM86 231H85V234H86ZM78 233H79V231H78ZM179 233H180V231H179ZM107 235H109V234L107 233ZM82 236H83V234H82ZM109 236H111V235H109ZM24 238H26V237L24 236ZM21 241H23V240L21 239ZM98 242H100V240ZM109 242L111 243V240ZM186 242H187V240H186ZM30 244H32V243H30ZM101 244H102V242H101ZM26 245H28V243ZM96 245H97V241H96ZM112 246H113V244H112ZM33 247H34V245H33ZM101 247H104V246L101 245ZM30 249H32V247ZM99 253H100V251H99ZM89 254H91V252ZM103 256H101V257H103ZM114 257H115V255H114ZM86 258H87V256H86Z\"/></svg>", "mask_w": 264, "mask_h": 264}]
</instances>
